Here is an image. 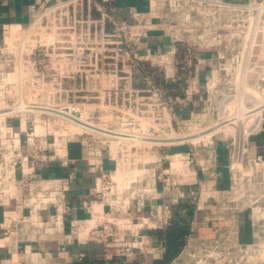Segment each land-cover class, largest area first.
Wrapping results in <instances>:
<instances>
[{
  "label": "built area",
  "instance_id": "1",
  "mask_svg": "<svg viewBox=\"0 0 264 264\" xmlns=\"http://www.w3.org/2000/svg\"><path fill=\"white\" fill-rule=\"evenodd\" d=\"M168 1L172 7L180 3ZM191 1L183 20L197 10L203 15L194 24H213L215 43H231L215 52L204 91L197 72L188 77L183 96L166 95L144 68L148 62L167 69L175 48L143 47L153 25L138 11L129 21L96 0H38L29 5L25 21L0 24V205L26 183L22 203L29 216L37 220L38 209L52 207L49 219L55 221L69 177L34 173L52 159L67 163V145L77 140L95 180L91 197L82 201L88 216L70 225L84 230L78 238L102 243L105 261L153 253L146 230L165 228L173 204L188 199L194 210L206 211V221L230 219L231 224L214 235L187 234L165 264H264V152L247 145L264 130V0ZM148 2L153 15L166 17L172 42L194 47L206 39L198 27L180 26L160 11L161 0ZM223 27L228 32L219 31ZM185 100L192 106L181 117L178 105ZM28 115L30 126L24 123ZM238 131L243 136L239 163ZM217 140L227 143L225 186L213 172L200 176L217 162ZM245 218L247 238L234 224ZM13 221L6 220L5 230Z\"/></svg>",
  "mask_w": 264,
  "mask_h": 264
},
{
  "label": "crops",
  "instance_id": "2",
  "mask_svg": "<svg viewBox=\"0 0 264 264\" xmlns=\"http://www.w3.org/2000/svg\"><path fill=\"white\" fill-rule=\"evenodd\" d=\"M38 0H0V24L8 21H25L29 15V5ZM105 9L116 18L134 21V11L141 16L144 21L153 25L148 35L143 37V47L150 46L152 51L160 52L175 48L176 42H172L167 29V22L163 15H153L150 12L153 6H149L148 0H96ZM150 10V11H149ZM150 13V14H149ZM99 11L96 7L92 9V16L97 17ZM200 55H193V70L188 75L193 76L197 72L205 77L209 69H202L196 61H203L206 53L199 52ZM168 55H170L168 53ZM174 61L167 65L157 66L164 72L165 77L173 78L176 75L175 52ZM198 58V59H197ZM148 63V62H146ZM206 72V73H204ZM205 74V75H204ZM187 77V80H188ZM205 79V78H204ZM187 82L185 84V87ZM185 87L183 88L185 90ZM200 93L204 91V81L199 84ZM183 93L180 95H184ZM191 101L185 100L182 106L178 105L180 116H185L191 108ZM200 108V103L195 109ZM17 123V120H16ZM26 126L31 125L30 115L24 120ZM235 140V162L239 163L242 151V133L238 131ZM251 149L264 152V143H259L254 136L251 138ZM176 148H183L177 146ZM217 153V162L215 166L207 168L204 173H200L201 178H208L209 173L216 174L215 181L219 186L227 185L228 178L224 163L227 158V143L223 140L215 142ZM68 161L62 162L59 159H52L41 163L36 169L34 176L40 178L53 176H68L69 189L66 190L63 198L62 211L57 215L55 221L50 220L49 216L53 210L52 207L37 210V220L34 216H29L28 208L22 203V198L27 194V184L21 183L16 190V196L8 204L0 205V264H165L161 257L165 249L164 242L161 239L153 238L150 233H146L155 244L153 253L137 251L136 254L128 257H115L112 260L105 261L102 256V243L92 239L78 238V234H83L81 228L75 229L70 223L72 219L85 221L88 216L82 201L89 199L90 188L94 185L95 173L88 170L83 150L79 141H71L67 145ZM211 175V174H210ZM224 176V180H222ZM211 180L213 177L211 176ZM148 206L144 207L146 212ZM194 220L191 222V228L188 234L192 236L214 235L221 233L231 220H213L206 221L205 210H199ZM8 218H13V223L5 230L4 226ZM5 219V220H4ZM241 237H249V226L247 219H240L237 223ZM234 225V226H235ZM144 231V228L142 229ZM141 230V231H142ZM187 236V235H186ZM80 252L83 255L80 256ZM256 264V263H250ZM261 264V263H259Z\"/></svg>",
  "mask_w": 264,
  "mask_h": 264
},
{
  "label": "trees",
  "instance_id": "3",
  "mask_svg": "<svg viewBox=\"0 0 264 264\" xmlns=\"http://www.w3.org/2000/svg\"><path fill=\"white\" fill-rule=\"evenodd\" d=\"M193 47L185 41H178L175 44L176 75L173 78L165 77L164 72L157 66H151L144 62V68L159 84L166 95L181 94L187 82L188 75L193 70L194 56ZM259 143H264V130L255 135ZM224 180V176H222ZM199 210H194L193 204L188 199H183L172 206V218L165 228L149 229L147 232L153 238L161 239L164 242L161 261L167 262L174 257L185 242L186 235L190 231L191 222Z\"/></svg>",
  "mask_w": 264,
  "mask_h": 264
},
{
  "label": "rangeland",
  "instance_id": "4",
  "mask_svg": "<svg viewBox=\"0 0 264 264\" xmlns=\"http://www.w3.org/2000/svg\"><path fill=\"white\" fill-rule=\"evenodd\" d=\"M156 1H159V0H156ZM162 3L159 4L160 5V11H164L166 12V16L167 17H171L172 19H175L177 21H180V26H184L185 24L187 25V27H191L193 29H195V27H198L196 30V32H203L204 35L206 36V39L203 41V40H196V43L193 44V50L194 51V54L195 55H200L199 52L205 54L206 53V58L204 57L205 60L201 61V62H198L196 61L197 64H199L198 66H200V68L202 69H210L211 68V65L210 64H214L215 63V52L217 53V51L221 50V52H223L224 50V46L223 44L224 43H231V41L229 42L228 40H223L222 44H217L215 43L214 39H212V34L210 33L211 31L210 30H213V24L211 23H208L205 24V26L203 24L201 25H197L194 24V19H196V22L198 21L199 22V16L203 14H199L198 11L196 10H192L191 11V19L186 21V20H183V12L184 11H187V9H185L189 4H193L194 5V1H191V0H180V3L174 7L173 4L171 5V2L168 1V0H161ZM173 8V9H171ZM157 12V11H156ZM209 16V19H210V22L212 21L213 19V16L212 15H207V17ZM196 25V26H195ZM211 28V29H210ZM229 28H226V27H223L221 29H219V31H221L222 33H225V32H228ZM240 41V38L238 37L237 40L235 41L236 42H239ZM237 44V43H236ZM230 48H232V45L229 46L227 49L230 50ZM197 49V50H196ZM209 72V70H208ZM206 73V72H204ZM205 75V74H204ZM204 76L203 74L201 75L200 73L198 74V83L201 84V81H204ZM12 123L16 124V119L13 118L11 120ZM239 133V132H238ZM238 133L236 134L238 136ZM251 144V139H249L248 141V144L247 145H250ZM228 150V149H227ZM228 153V152H227ZM246 158L244 156L243 158V162L245 163L246 162ZM227 162V158L225 160V162L223 163H226ZM226 171V170H225ZM227 174V173H226Z\"/></svg>",
  "mask_w": 264,
  "mask_h": 264
}]
</instances>
